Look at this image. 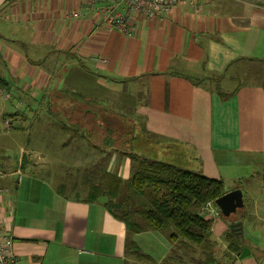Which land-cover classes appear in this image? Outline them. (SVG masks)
Instances as JSON below:
<instances>
[{"label":"crops","instance_id":"1","mask_svg":"<svg viewBox=\"0 0 264 264\" xmlns=\"http://www.w3.org/2000/svg\"><path fill=\"white\" fill-rule=\"evenodd\" d=\"M255 2L199 0L197 9L184 4L161 19L136 17L127 37L105 22L107 0H0V231L20 264H166L173 254L181 258L175 264L186 262L168 240L143 249L149 261L134 260L127 227L105 197L88 201L87 191L67 196L53 185L42 156L53 155V132L69 131L59 122H68L70 92L96 100L93 109L108 117L106 107L136 111L155 135L147 148L157 149L158 162L223 185L249 179L243 189L225 188L242 192L241 218L234 217L249 255L229 253V228L223 250L226 264H264V0ZM98 154L107 159L101 173L131 176L127 157L109 148ZM150 232L159 233H132L139 251V237ZM211 240L215 255L214 223Z\"/></svg>","mask_w":264,"mask_h":264},{"label":"trees","instance_id":"2","mask_svg":"<svg viewBox=\"0 0 264 264\" xmlns=\"http://www.w3.org/2000/svg\"><path fill=\"white\" fill-rule=\"evenodd\" d=\"M64 97L71 101L66 114L68 121L73 113H78L81 124H86V132L96 130V121L103 122L101 118L107 119L104 112L93 109L96 100L75 92H70ZM86 113L90 114L91 121L84 122ZM108 124L101 125L106 126L104 128L107 135H111ZM112 144L114 146L115 142L111 140L106 143L107 146ZM126 157L129 160L131 176L123 181L105 171L100 173L97 183H92L93 179L87 176L86 200L95 201L105 197L104 207L111 216L125 224L128 233L151 229L166 236L173 245L174 253L178 252L183 257L190 256L198 248L203 257L199 264H218L212 256L214 242L211 240V231L214 222L202 216L200 211L207 202H214L226 193L223 183L135 154H127ZM59 188L64 193L65 187ZM226 238L229 253L240 256L242 243L239 237L227 231ZM127 254L139 262L149 261V258L129 241V237ZM168 260V264H174L173 261L178 263L177 260L181 261V258L173 254Z\"/></svg>","mask_w":264,"mask_h":264},{"label":"rangeland","instance_id":"3","mask_svg":"<svg viewBox=\"0 0 264 264\" xmlns=\"http://www.w3.org/2000/svg\"><path fill=\"white\" fill-rule=\"evenodd\" d=\"M263 0H256L255 3L257 2H262ZM254 3V2H253ZM21 102H9L12 106H17V104H20ZM61 102H58L57 105H60ZM55 106V105H54ZM56 109L59 112L58 106H55ZM24 110L26 108H23ZM107 111H110L112 113L111 116L113 117H108L107 119L105 118L104 120L101 118L102 124H108V127L112 131L111 135H106L105 138L100 139L98 137V133L95 130H92L89 132V130L86 132L83 130L81 127L80 121H77L76 124L78 125H72L74 121L72 120H77L78 113H73L72 118L69 119L70 121L67 122L65 119L66 117L64 116L63 124L59 122V125H66L68 127L69 131L65 133H52V137L49 142L52 143V145H49L50 151L53 152V155L50 156L52 159L53 157L57 158V161L52 162L50 158L46 156H42L43 159L47 160L46 162L48 163L49 168L51 169V176H52V183L56 188L59 187H65L64 193L65 195H70V196H83L85 195L84 192L87 191L88 186H82L84 183L85 176H88L92 178V183H97V180L99 179L98 176L100 175L102 169L106 168V163L107 159L105 160L103 157H100L98 154L99 150H104L108 149L109 150H114L116 152L121 153L122 157H126L127 154H135L138 155L139 157L152 160V161H158V156L154 153V151H157V149L149 143L150 149L147 148L148 142L150 140H153L155 138V135L152 133L148 132L145 127V123L143 122V118L136 113L134 110H129V109H121L118 108L117 106H111V107H106ZM60 116V113L58 114ZM60 119V118H59ZM86 120L91 121L90 118H84V122ZM74 124V123H73ZM84 126L86 124H83ZM32 126V124H31ZM71 126V127H70ZM106 127V126H104ZM59 130V129H58ZM86 132V137L82 135ZM58 134V136H57ZM93 134V135H91ZM119 134H122L119 136ZM28 135H31L29 133ZM19 139L17 141L21 144L25 141L27 134L23 133L18 135ZM57 136V137H56ZM109 136V137H108ZM108 140L115 142V145L113 144L111 146H107L106 143ZM62 142H67L69 143L67 148H61V143ZM117 144V145H116ZM115 148H118L115 150ZM12 158V156H11ZM108 158V156H107ZM83 160L84 162L74 166L72 165L73 161L76 160ZM45 162V163H46ZM165 163V162H164ZM168 163V162H167ZM98 178V179H97ZM127 180V179H126ZM123 180V181H126ZM86 182V181H85ZM250 183V180L247 179H242L238 180L236 182L231 181H224V185L226 190H229L233 185H237L240 189H243L246 185V183ZM72 184L77 185L72 187ZM225 190V191H226ZM124 191V190H123ZM248 198V197H247ZM134 201V200H133ZM236 219L238 221V218H241V211L236 215ZM235 217L231 218V222L236 221ZM247 221V219H246ZM148 230V229H147ZM146 229L143 230V232L147 231ZM228 230V224H225V220L222 218H218L215 220V225H214V235H217L220 237V241H217L216 247H215V255L213 254L212 256L214 257L215 260L219 264H226L228 263L227 257L224 254V240L225 236L223 237V232ZM252 230V229H250ZM132 232L129 231L128 237H130V242L132 243ZM142 240L143 247L140 246V253H143V249L146 248L147 246H150L151 244H156V245H161L162 243L167 244L168 241L166 239V236L161 234V233H153L150 232L147 235H144L142 237H139ZM151 238V239H150ZM221 238L223 240H221ZM262 243V241H261ZM261 246L263 249H261V255L264 260V244L262 243ZM224 249V250H223ZM132 251V250H131ZM189 253V252H188ZM187 253V254H188ZM221 253L223 255H221ZM176 254V253H175ZM191 254V253H190ZM199 255V256H198ZM198 258L203 260L202 253L201 251L197 248L195 249L194 252H192V255L188 256L186 255L184 258L186 259V262L184 264H198L196 263L197 261H192L191 258ZM135 260V258L133 257ZM168 264L169 262H167ZM175 264V263H174ZM183 264V263H182Z\"/></svg>","mask_w":264,"mask_h":264},{"label":"built area","instance_id":"4","mask_svg":"<svg viewBox=\"0 0 264 264\" xmlns=\"http://www.w3.org/2000/svg\"><path fill=\"white\" fill-rule=\"evenodd\" d=\"M98 0H91V4ZM108 10H105V22L119 30L123 35L130 37L135 30L134 21L137 18L161 19L170 16L176 8L188 5L197 9L199 0H107ZM121 9V12H114ZM200 214L214 222L221 218L219 209L214 202H207L201 209ZM0 264H20L19 259L13 252L12 238L5 232L0 231Z\"/></svg>","mask_w":264,"mask_h":264},{"label":"water","instance_id":"5","mask_svg":"<svg viewBox=\"0 0 264 264\" xmlns=\"http://www.w3.org/2000/svg\"><path fill=\"white\" fill-rule=\"evenodd\" d=\"M215 206L219 209L223 219L228 221V228L235 237L242 238V223L231 222V218L234 217L240 210L243 209L242 192L239 189L226 192L221 197L214 201ZM249 255L247 249H242L240 258H244Z\"/></svg>","mask_w":264,"mask_h":264}]
</instances>
